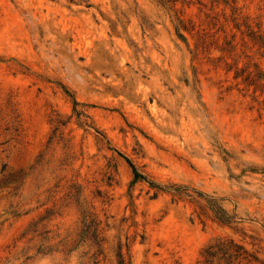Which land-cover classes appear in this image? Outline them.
I'll return each instance as SVG.
<instances>
[{
	"label": "rangeland",
	"instance_id": "1",
	"mask_svg": "<svg viewBox=\"0 0 264 264\" xmlns=\"http://www.w3.org/2000/svg\"><path fill=\"white\" fill-rule=\"evenodd\" d=\"M229 240L264 264V0H0V264H204Z\"/></svg>",
	"mask_w": 264,
	"mask_h": 264
},
{
	"label": "trees",
	"instance_id": "2",
	"mask_svg": "<svg viewBox=\"0 0 264 264\" xmlns=\"http://www.w3.org/2000/svg\"><path fill=\"white\" fill-rule=\"evenodd\" d=\"M73 105L76 106V103L73 102ZM75 115L79 117L82 114L75 111ZM126 163L131 170L133 183L145 181L143 175L139 174L129 161H126ZM148 186L149 189L153 191L154 195L158 193H167L178 200L184 199L195 204L198 211L196 213L198 219L206 216L208 212L213 221L221 226L231 227L236 223V216L228 214L216 198L196 195L187 188L170 187L163 190L153 183H148ZM76 241L74 248L85 246L89 249L88 252L93 249L91 257L94 259L101 255V244L103 240L101 239L100 223L94 220H90L86 223L84 222ZM248 257L246 251H243L241 247H238L233 241L229 240L208 247L204 252V264H232L234 261L246 260ZM117 260V264H126L121 249H119L117 253Z\"/></svg>",
	"mask_w": 264,
	"mask_h": 264
}]
</instances>
